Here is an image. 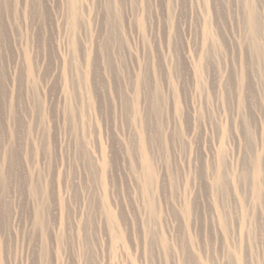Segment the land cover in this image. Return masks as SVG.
Masks as SVG:
<instances>
[{
    "label": "rangeland",
    "instance_id": "1",
    "mask_svg": "<svg viewBox=\"0 0 264 264\" xmlns=\"http://www.w3.org/2000/svg\"><path fill=\"white\" fill-rule=\"evenodd\" d=\"M250 33L244 0H0V264H264Z\"/></svg>",
    "mask_w": 264,
    "mask_h": 264
},
{
    "label": "bare ground",
    "instance_id": "2",
    "mask_svg": "<svg viewBox=\"0 0 264 264\" xmlns=\"http://www.w3.org/2000/svg\"><path fill=\"white\" fill-rule=\"evenodd\" d=\"M245 1V3H246V8H247V16H248V22H249V25H250V34H252L253 36H254V38H255V40L252 42L253 44V46H251L252 48H253V52L259 57V58H261L262 56H263V51H264V49H263V51H262V49L260 48V46H261V44H260V40L259 39H257V36H255V35H257L258 33H260V30H261V28H260V25H259V17H258V11H257V8L255 7V5H254V3H253V1L252 0H244ZM72 7V9H73V6H71ZM72 9H71V12H70V18H68V19H70L69 20V22L70 23H72V27H73V25H74V27L76 28L77 27V18L74 16V14L72 13ZM70 23L69 24H67V26L68 25H70ZM71 26V25H70ZM69 27V26H68ZM70 28V27H69ZM73 30V29H72ZM71 31V30H70ZM74 32V31H73ZM72 32V33H73ZM72 35H74V34H72ZM259 38H261V35L259 34ZM262 42V41H261ZM263 44V43H262ZM262 47V46H261ZM146 164H147V166H150V165H152V162L147 158L146 160ZM260 160H257L256 161V165L258 166V169H257V171H256V173H255V175H254V177H255V179H256V182H259V180H262L263 178H264V175H263V172H262V166L260 165ZM153 176V175H152ZM152 184H153V180L151 179V181H150V179L149 178H147V180H146V183H145V190H146V192H148V191H150V189L152 188ZM35 191V190H34ZM37 192V191H36Z\"/></svg>",
    "mask_w": 264,
    "mask_h": 264
}]
</instances>
